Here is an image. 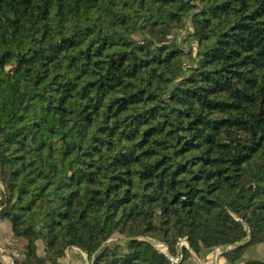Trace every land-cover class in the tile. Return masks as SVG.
I'll return each mask as SVG.
<instances>
[{
	"label": "trees",
	"instance_id": "16d2710c",
	"mask_svg": "<svg viewBox=\"0 0 264 264\" xmlns=\"http://www.w3.org/2000/svg\"><path fill=\"white\" fill-rule=\"evenodd\" d=\"M0 212L13 264L264 243V0H0Z\"/></svg>",
	"mask_w": 264,
	"mask_h": 264
},
{
	"label": "crops",
	"instance_id": "0c3cea01",
	"mask_svg": "<svg viewBox=\"0 0 264 264\" xmlns=\"http://www.w3.org/2000/svg\"><path fill=\"white\" fill-rule=\"evenodd\" d=\"M0 222L9 227L11 234L13 235L10 221L0 216ZM13 237L16 238L14 235ZM16 239L23 240L24 248L26 240L23 238ZM184 246L188 248L189 254L182 264H232L227 260L225 252L231 250L234 247L233 245H220L214 247L203 246L199 252H195L190 248L188 241L185 238L179 241L178 254L175 257H171L176 263L183 261V253L181 251ZM19 255L20 259L23 258V251L21 253H18L17 256ZM248 259H264V243L249 246L245 250L243 258L236 264H243L244 261Z\"/></svg>",
	"mask_w": 264,
	"mask_h": 264
},
{
	"label": "rangeland",
	"instance_id": "374dc122",
	"mask_svg": "<svg viewBox=\"0 0 264 264\" xmlns=\"http://www.w3.org/2000/svg\"><path fill=\"white\" fill-rule=\"evenodd\" d=\"M187 28H190L189 20L187 21L186 27H180L177 28V31L179 32L178 40L182 46L185 48H189L190 46H194V42H192L190 39L188 42H184V38L187 36ZM0 216L2 217V214L0 212ZM116 239V238H115ZM160 248H165V245L158 244ZM23 240H18L13 237L11 234L10 228L2 224L0 222V258L7 264H13L14 260L16 258H20V255L18 253H21L23 250ZM67 264H89L88 258L86 254L80 250L79 248H71L67 251V258H66Z\"/></svg>",
	"mask_w": 264,
	"mask_h": 264
},
{
	"label": "water",
	"instance_id": "95a60500",
	"mask_svg": "<svg viewBox=\"0 0 264 264\" xmlns=\"http://www.w3.org/2000/svg\"><path fill=\"white\" fill-rule=\"evenodd\" d=\"M159 247V246H158ZM160 248V247H159ZM161 250H165V251H167V247L165 246V248H160ZM171 260L173 261V263H176L172 258H171Z\"/></svg>",
	"mask_w": 264,
	"mask_h": 264
}]
</instances>
